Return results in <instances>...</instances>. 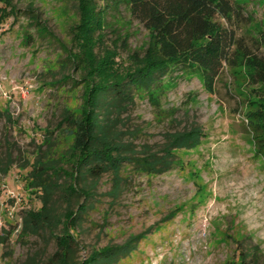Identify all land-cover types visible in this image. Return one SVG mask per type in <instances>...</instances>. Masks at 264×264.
<instances>
[{"label":"rangeland","instance_id":"obj_1","mask_svg":"<svg viewBox=\"0 0 264 264\" xmlns=\"http://www.w3.org/2000/svg\"><path fill=\"white\" fill-rule=\"evenodd\" d=\"M11 1L13 8L0 12V156L10 153L15 163L0 182V234L2 226L21 221L22 211L42 206L28 188L30 165H19L46 150L58 157L66 146L58 123L66 108L82 103L84 86L69 55L75 50L77 0ZM236 1L253 14L247 32L264 30V0ZM99 3L108 5L105 44H116L118 60L126 64L129 54L146 48L149 32L132 16L128 0ZM166 80L171 85L160 97V108L143 92L122 115L124 140L138 150L144 145L158 150L167 132L196 124L204 131L201 143L180 150L182 162L163 174L123 171L115 195L111 173L80 182L91 196L69 199L74 211L90 204L73 229L77 259L145 234L118 264H237L240 250L254 245L264 264V156L255 139L258 120L251 115L259 108L258 86L244 66L225 67L212 88L181 71L170 72ZM54 201L59 211L67 207L58 192ZM54 250L51 238L16 233L7 245L0 243V264H21L36 252L41 262Z\"/></svg>","mask_w":264,"mask_h":264},{"label":"trees","instance_id":"obj_2","mask_svg":"<svg viewBox=\"0 0 264 264\" xmlns=\"http://www.w3.org/2000/svg\"><path fill=\"white\" fill-rule=\"evenodd\" d=\"M0 12L13 8L11 0H0ZM78 21L73 29L75 50L69 55L82 73V103L66 108L57 130L66 143L58 157L47 150L37 154L27 175L28 188L37 192L42 206L22 211L21 221L2 228L0 243L4 246L13 234L53 239L55 250L43 261L38 252L21 264H118L136 249L145 234L131 236L122 244L94 248L77 259V236L74 230L90 204H79L76 211L69 199L80 194L89 200L87 177L95 182L111 173L115 195L121 188L125 170L159 175L182 162L179 151L201 143L204 131L200 125L169 131L158 150L144 145L138 150L132 141L124 140L122 115L145 93L161 107V95L171 85L170 72L196 75L212 88L225 67L244 66L259 97V108L251 113L258 152L264 156V30L257 35L246 28L254 20L243 3L236 0H128L130 12L149 32L143 52L134 51L128 63L120 62L116 44H105V12L99 0H77ZM65 78V77H64ZM66 79V78H65ZM50 141V139H49ZM50 144V143H49ZM53 150V145H50ZM15 163L12 154L0 156V182ZM66 175L62 181L61 175ZM38 191H41L38 193ZM58 192L67 201L64 211L56 209ZM19 228V229H18ZM7 252H4L5 256ZM259 245L242 249L237 264H260ZM5 264H12L6 262Z\"/></svg>","mask_w":264,"mask_h":264},{"label":"clouds","instance_id":"obj_3","mask_svg":"<svg viewBox=\"0 0 264 264\" xmlns=\"http://www.w3.org/2000/svg\"><path fill=\"white\" fill-rule=\"evenodd\" d=\"M252 195L256 196L257 199H259V193L253 192Z\"/></svg>","mask_w":264,"mask_h":264},{"label":"built area","instance_id":"obj_4","mask_svg":"<svg viewBox=\"0 0 264 264\" xmlns=\"http://www.w3.org/2000/svg\"><path fill=\"white\" fill-rule=\"evenodd\" d=\"M4 226H2V228H3ZM19 229V228H18Z\"/></svg>","mask_w":264,"mask_h":264}]
</instances>
